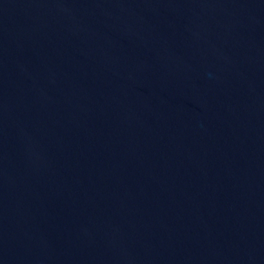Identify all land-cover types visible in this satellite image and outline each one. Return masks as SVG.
I'll list each match as a JSON object with an SVG mask.
<instances>
[{"label":"water","instance_id":"1","mask_svg":"<svg viewBox=\"0 0 264 264\" xmlns=\"http://www.w3.org/2000/svg\"><path fill=\"white\" fill-rule=\"evenodd\" d=\"M0 264H264V0H0Z\"/></svg>","mask_w":264,"mask_h":264}]
</instances>
